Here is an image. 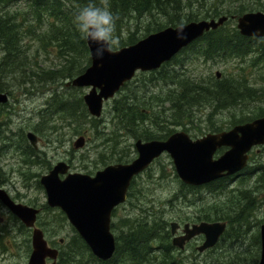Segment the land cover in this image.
<instances>
[{"label": "rangeland", "instance_id": "1", "mask_svg": "<svg viewBox=\"0 0 264 264\" xmlns=\"http://www.w3.org/2000/svg\"><path fill=\"white\" fill-rule=\"evenodd\" d=\"M21 2L9 4L3 7L4 9L0 7V16L9 13L16 16L18 22H21L24 13L28 12L26 27L24 25L21 29V32H25H23L25 35L23 34L19 44L21 51L18 52V57L15 60L9 62L10 68H7V70L17 68L14 75L20 79V82H15V80L11 82L10 79V84L13 86L6 87L7 90L11 87L10 91L13 90L9 108L12 109L14 115L9 116L8 121H5L4 118L0 119V122L3 123L2 126L0 124V131H2L0 136L3 137V139L0 137V150L4 151L0 156V169L5 176L9 177L10 181L12 177L17 180L16 183L10 184V192L13 195H21L26 201L32 199L39 205L47 203L44 190L37 188L34 182H32L31 187H29L30 183L23 184L22 173L28 174L31 179L34 178L32 177L33 174H37L40 176L38 179H40L41 176L48 173V166L59 161H66L71 165L73 173L94 176L98 171L103 170L104 167L101 164L103 158L107 160L115 155L111 148L114 146L112 140L115 133H117L118 149L131 147L133 154L131 153L130 161L137 158L135 144L137 140H144V138H135L134 135H128L126 132L121 134L123 131L118 128V124L117 128L115 127L116 121L114 119L117 114L114 110L115 100H128V98L134 99L136 97L137 100L146 102L149 120L146 121L144 127L149 128L152 133L160 134L167 131L168 128L175 132H185L194 140L211 133L213 126L228 131L230 129L228 127L229 121L236 114L238 116H254L264 110V91L259 93V98L247 100L241 103L242 105L239 107L227 111L217 110L212 114L210 105L195 107L192 109L191 120L189 116L184 117L183 111L176 110L173 103L183 93L182 84L186 79L204 84L225 79L242 80L250 87L264 90V63L256 61L254 56L245 59L235 57L206 59L198 53L199 49L194 47L182 53L177 61L165 65L161 72L165 75V79L160 80L162 75L157 74L158 71L152 72L154 76L151 73H138L134 80L117 94L115 99L105 103L104 112L102 117L98 119L100 120L98 124H94L86 118L81 131L75 134L71 120L57 114L52 106L54 104L53 99L57 95L72 98L75 95L83 98L84 101V96L90 90L89 88L73 89L67 87L66 84L70 80L41 84L39 77H35L36 83L30 84L28 88L24 82H21L22 77L32 75L33 72L39 73L42 70L58 69L66 58L60 53V47L64 44L63 35L59 29L54 28L55 25L61 27V21L57 23V19L54 18L44 19L46 13H42L41 21L34 19V13L31 9L29 11L28 6ZM201 2L193 8L199 17L198 21L218 19L222 15L210 18L208 14L210 13L213 17L215 16V8L221 10L236 7L241 3V0L238 2L237 0H229L223 5L215 0ZM244 2L247 3L246 0ZM259 4H263V7L258 5L259 10L256 12L264 13V0H259ZM153 18L144 15L140 19L130 18L126 20L122 23L121 29H117L116 26V38L126 39L131 35H137L141 40L144 39L148 26H155L154 22L162 24L166 21L160 17H155L158 20L154 21ZM22 23L24 24V22ZM227 24V27L237 28L236 20H231ZM30 25L34 27L30 28ZM52 29H56L55 35H51ZM26 30L29 33L26 34ZM3 51V48L0 47V62L4 57L3 55L6 54ZM72 55L71 53L69 59L72 58ZM83 55L85 56V54ZM77 58V62L80 63V56L77 55ZM6 62L8 59L3 63ZM218 73L221 75L220 79H217ZM4 81L7 82V79ZM19 84L23 85L20 87ZM52 100L53 102H51ZM20 110H22L21 115L19 114ZM22 129L26 133L28 131L35 132L41 137V162L34 169H30L21 162L23 155L18 151V147L21 145L19 135H22ZM97 130L100 135L97 134ZM81 136H85L86 144L82 149L76 150L74 143ZM17 143L19 146H16ZM8 145L9 148L5 149ZM261 148L262 146L255 148L252 154L255 161H250L246 174L227 182L225 190L213 193L204 189L201 193H193L192 195H189L188 191L183 188L184 184L176 173L171 157L164 154L153 163L148 171L139 177L137 186L133 190L134 197L128 199L126 204L116 210V215L113 217V223L117 225L116 230L113 231L114 235L117 237L121 231H126L127 227L123 228V221H132V219H138L140 216L153 219V216L150 215L152 213L164 215L170 223H185L187 221L189 223H201L199 217L203 218L206 213L213 217L219 215L232 220L242 214L246 216L247 222L242 225L235 223V228L238 229L240 235L235 241L226 238L220 245L201 253L197 247L203 245L204 239H200L184 251H174V258L183 264H235L240 260L244 264L247 262L244 261L245 258H249L246 256L247 254L256 253L261 248V241L258 244L256 238L260 236L261 227L264 225V148ZM225 151V148L220 149L215 158L224 154ZM13 152L16 153L13 154ZM182 191L188 194L184 195L181 193ZM59 212L60 210L55 209L54 212L46 213L43 219L58 222L57 225L60 226L61 231L53 239L56 241L65 239L66 242H69L75 234L69 222L65 223L58 217ZM28 237L29 234L27 233H24L23 236L15 231L7 232L5 238L9 240V243L5 246L3 242H0V264H28L30 255ZM83 261L88 262L87 255ZM82 264L93 263L83 262Z\"/></svg>", "mask_w": 264, "mask_h": 264}, {"label": "water", "instance_id": "2", "mask_svg": "<svg viewBox=\"0 0 264 264\" xmlns=\"http://www.w3.org/2000/svg\"><path fill=\"white\" fill-rule=\"evenodd\" d=\"M229 20L227 16L219 19L193 21L185 25L187 39H177V27H169L153 33L138 43L124 47L102 60L96 59L88 45L91 66L70 81L67 85L75 88H90L84 96L89 114L100 119L106 102L115 98L121 89L141 73L157 71L173 60L184 49L202 39L206 33L216 31ZM237 28L245 38H264V13L250 12L237 19ZM2 38L0 36V43ZM218 79L221 75L217 74ZM8 97L0 93V103ZM28 137L35 147L37 137ZM86 138L80 137L75 143L76 150L82 149ZM264 145V117L244 125L235 126L230 131L192 140L185 132H176L167 140L135 144L137 158L129 164H113L97 172L95 176L70 173V167L58 163L52 171L43 176L41 185L47 194L51 208H59L68 218L79 236L85 241L93 256L101 262L111 261L116 253V238L111 230L112 215L117 207L126 203L132 181L146 172L164 154L173 160L180 180L193 187L217 182L236 176L248 165V154L253 147ZM228 151L215 159L219 149ZM68 176L61 180V176ZM0 200L27 227L35 226L39 210L16 204L9 194L0 188ZM175 236L179 224L172 223ZM227 230L225 222H202L186 225L184 237H175L173 246L181 249L195 237L204 236L205 242L198 250L203 253L214 248ZM261 257L264 264V225L261 227ZM58 251L50 249L44 234L39 229L33 232V253L29 264H46L47 259L56 260Z\"/></svg>", "mask_w": 264, "mask_h": 264}, {"label": "trees", "instance_id": "3", "mask_svg": "<svg viewBox=\"0 0 264 264\" xmlns=\"http://www.w3.org/2000/svg\"><path fill=\"white\" fill-rule=\"evenodd\" d=\"M19 1H25L24 3L28 6V10L30 11L31 9L34 13V19L41 21L42 13H46L43 17L44 19L54 18L57 19V23L61 21V27L55 25L54 28L59 29L63 35L64 44L60 47V53L66 57L65 62L58 69L42 70L39 73L33 72L32 75L22 77V82H24L25 85H34L36 83L35 77H39L41 84L57 83L64 80H73L83 74L91 65V59L86 41L82 39L73 25V14L89 3V0H0V7L3 8L9 5V3L12 4ZM201 1L206 2L207 0H94L97 4L107 3L116 18L117 29H121L122 23L126 20H129L130 18L140 19L144 15L154 17L152 19L154 21L158 20L155 17H160L163 20H166L162 24L153 21L155 26L147 27V33L144 38L151 33L161 31L167 27H177L180 23L186 24L198 21L199 17L194 12L195 10L193 8ZM215 1L222 5L223 3L226 4L229 2V0ZM238 1L240 0H237V2ZM246 1L247 3L244 2V0H241V3L236 7H229L221 10L215 8V16L211 17L210 13L208 15L210 18H216L222 15L228 16L232 19L234 16L240 17L245 13L258 11V5L263 7V4H259V0L258 2L257 0ZM27 16L28 12H25L21 22H18L16 16L9 13L0 16V35L3 40L2 48L6 52V57L4 56L0 62V92H5V90H7V83H10V79H12V82L14 80L15 82H19L17 76L14 75L17 68L12 70H7V68H10V66H8L9 62L15 60L18 57V52L21 51L19 44L21 37L24 34L21 32V29L25 25V22L28 21L26 19ZM22 22H24V24ZM32 26L33 25H30L29 27L31 28ZM227 26L228 24L226 23L216 31L206 33L204 38L196 42L192 47L182 51V53L196 47L199 49L198 53L206 59L226 57L245 59L254 56L256 61L264 63V38H245L240 35L237 28ZM27 33H29V31H26V34ZM51 33V35H55L56 29H52ZM139 40L141 39L138 38L137 35H131L126 39H117L115 50L136 44ZM71 53L73 55L71 56L72 58L69 59ZM182 53H180L173 61H177ZM83 54H85V56ZM77 55L80 56V63L77 62ZM4 59H8V62L3 63L5 62ZM164 67L165 65L160 71L156 72L157 74L162 75L160 80L165 79V75L161 73ZM25 74L26 73L24 72V75ZM151 74L154 76V73ZM5 79H7V82L4 81ZM128 85L129 84H127V86ZM182 89L183 93L179 96V101H175L173 105L176 110L183 111L184 117L189 116L190 120L193 114L192 109L195 107L203 106L205 104L210 105L212 114L217 110L227 111L239 107L242 105L241 103L247 100L259 98V93L264 91L263 89L259 90L250 87L245 82H242V80L229 79L206 84L186 79L182 84ZM53 100L54 104L52 106L57 111V114L65 116L71 120L75 134L81 131L86 118L94 124H98L100 121L91 118L88 114L83 98L79 96L74 95L72 98L66 97L65 95H57ZM53 100L51 102H53ZM114 110L117 112L114 119L116 121L115 127L117 128L118 124V128L123 131L121 134L126 132L128 135H134L135 138L140 137L144 138V141H150L166 140L175 132L174 130L167 128V131H163L160 134H154L149 128H145L144 125L146 124V121L149 120L146 102L139 101L136 97L134 99L128 98V100H115ZM262 116H264V110L254 116H238V114H236L232 116V120L229 121L228 127L231 128L238 124H244ZM223 130V128H215V126H213L210 132L218 133ZM97 134L100 135L98 130ZM112 141L114 142V146L111 148L115 155L107 160L103 158L101 161L103 167L115 163H130L131 153L133 154L132 148L128 147L119 150L117 146V133H115V137ZM139 177L135 178L132 182L129 191V199L134 197L133 190L137 186V180ZM227 181L228 180L223 179L203 187H190L184 185L183 188L188 191L189 195H192L193 193L199 194L204 189L215 193L217 191L225 190L227 187ZM181 193L184 195L188 194L184 191ZM115 215L116 214L114 213V216ZM150 215L153 216V219L140 216L138 219H132V221H123V228L127 227V229L126 231H121V234L116 237L117 249L114 258L111 261L100 262L97 260L86 243L74 230L75 235L72 238L71 245L68 249L65 247L63 248L59 262L61 264H82L83 262H90L93 264H183L181 261L175 260L174 258V248L171 244V233L169 230L170 222L166 220L164 215H159L158 213H152ZM199 220L208 222H229V229L218 245L224 242L226 238L232 239L233 241L238 239L240 235L238 229L235 228V223L237 222L242 225L247 222L246 216L242 214H239L236 219L232 220L231 218L219 215L213 217L210 216L209 213H206L203 218L200 216ZM116 228L117 225L113 223L112 230L114 231ZM256 238L258 244H260L259 236ZM85 255H87L88 262L83 261L85 260ZM246 256L249 258H245L244 261L247 262L244 264H258L260 250H257V252L253 254L249 253ZM235 264L243 263L240 260Z\"/></svg>", "mask_w": 264, "mask_h": 264}, {"label": "flooded vegetation", "instance_id": "4", "mask_svg": "<svg viewBox=\"0 0 264 264\" xmlns=\"http://www.w3.org/2000/svg\"><path fill=\"white\" fill-rule=\"evenodd\" d=\"M0 47L2 48V45H0ZM10 85H12V84L7 83V86H10ZM27 86H29V85H26V87ZM11 89L12 88H8V90H5V92H2L3 94H5L8 97L7 102L0 103V119L4 118L5 121L8 120V118H9V116H11V114L14 115L13 112H12V109L9 108L10 102H11V96H13V94H12L13 91H10ZM19 114L20 115L22 114V110L19 111ZM0 124H1V126L3 125V123H0ZM22 131H23V129H22ZM29 133H33L37 137V144L38 145H36L35 147L32 145V143H31V141H30V139L28 137ZM22 136H23V139H22ZM19 137H20L19 141H20V143L21 142L22 143H21L20 146L18 145L19 146L18 147V151H20L23 154V156H25V157H23V161H24L23 163L26 166L30 167V169H34V167L40 165V162H41V153H40L41 152V150H40L41 148L39 146V145H41V143H40L41 142V140H40L41 137L38 134H36L35 132H32V131H28L27 133L25 131H23V134L21 136H19ZM23 144H24V146H23ZM25 145H26V147H25ZM260 147L261 146L256 147V148H260ZM8 148H9V145L5 147V149H8ZM263 148H264V145H262L261 149H263ZM254 151H255V148H253L252 151L248 155V157H249L248 158V164H250V161L251 162L255 161V158H252V154L254 153ZM2 152H3V150L1 149L0 150V156L2 155ZM26 155H28L29 157L26 156ZM37 157H38V159H37ZM60 162H64L70 167V171L68 172V174L72 173V171H71L72 167H71V165L68 162L59 161V162L55 163L52 166H48V169H49L48 173L43 175V176L48 175L52 171V169ZM34 163H37V164H34ZM68 174L61 176V180H64L68 176ZM22 176H23V180L22 181H23L24 185L27 182V183H30L29 187H31L32 186V182H34V184L37 186V188H39L41 190H44V192H45V189H43V186L41 185V179H42L43 176H41L40 179H38L40 176L37 175V174H33L32 177H34V178H32V179L29 178L28 174H26V173H22ZM16 181L17 180L14 177H12V180L10 181L9 177L5 176L1 172V169H0V188L5 190L9 194L11 199L16 204L23 205V206H26V207H30V208H33V209H37V210H39V214L37 216V220H36L35 226L33 228H29L24 223H22L15 215H13V213H11L10 209L5 204H3L1 202V200H0V206H2L3 209H5V211L2 214H0V242H3V244L5 246L7 245V243H9V240H6V238H5V235H6L7 232L10 233V232H14L15 231V232H17L19 234H22L23 236H24V233L29 234V237L27 239V241H28L27 243H28V248L30 249V252H29L30 253L29 259H30L31 255L33 253V232H34L35 229H39L44 234V238L47 241L48 247L50 249L57 250L59 252L58 260L57 259L54 260V261L47 260V264H61L59 262V260H60V255L62 253V250H63L64 247L66 249H68L70 247V245H71L70 243H71L72 239L69 242H66L65 239H60L59 241H56L55 239H53V237H55L56 235H58V233H60L61 228H60L59 225H57V223H58L57 221H52V222L48 221V220L45 221L43 218L45 217L46 213L54 212V210H52L48 206V203L43 204V205H39V203H36L32 199H30L29 201H26V200L23 199V197L21 195L20 196L19 195H13L10 192V190H9V186H10L11 183L12 184L16 183ZM45 194H46V192H45ZM46 199H47V194H46ZM58 214H59L58 217H60V219H62L65 223L69 222L67 217H66V215L63 212L60 211ZM178 223L180 224L179 225V229L177 231V236L178 237H184V235H185L184 229H185V226L187 224L188 225L196 224V222L189 223L188 221L185 222V223L184 222H178ZM69 225L71 226L72 230L74 231V227L71 225V223H69ZM200 239H204V237L203 236L195 237L190 242H187L185 244V249L188 246H190V245H192L194 243H197L196 241H199ZM197 248H199V247H197ZM185 249H183L182 251H184Z\"/></svg>", "mask_w": 264, "mask_h": 264}, {"label": "clouds", "instance_id": "5", "mask_svg": "<svg viewBox=\"0 0 264 264\" xmlns=\"http://www.w3.org/2000/svg\"><path fill=\"white\" fill-rule=\"evenodd\" d=\"M73 25L83 40L92 48L96 59L114 52L117 46L116 18L107 3L97 4L89 0L84 7L73 14ZM185 25H177V39H187ZM5 211L0 206V214Z\"/></svg>", "mask_w": 264, "mask_h": 264}, {"label": "bare ground", "instance_id": "6", "mask_svg": "<svg viewBox=\"0 0 264 264\" xmlns=\"http://www.w3.org/2000/svg\"><path fill=\"white\" fill-rule=\"evenodd\" d=\"M13 1H14V0H13ZM16 1H17V0H16ZM23 1H24V0H23ZM24 2H25V1H24ZM18 3H19V2H18ZM21 3H22V2H21ZM9 4H10V3H9ZM25 4H26V3H25ZM64 4H65V3H64ZM5 5H6V4H5ZM10 6H11V5H10ZM64 6H65V5H64ZM11 7H12V6H11ZM11 7H10V8H11ZM3 9H4V8H3ZM3 9H2V10H3ZM6 9H7V8H6ZM11 9H12V8H11ZM66 9H67V8H66ZM2 10H1V12H2ZM7 10H8V9H7ZM19 15H20V14H19ZM53 17H55V16H53ZM32 27H33V26H32ZM24 29H25V28H24ZM26 31H27V30H26ZM23 32H24V31H23ZM24 33H25V32H24ZM51 34H52V33H51ZM24 35H25V34H24ZM22 36H23V35H22ZM28 37H30V36H28ZM50 37H51V36H50ZM51 38H52V37H51ZM22 40H23V39H22ZM53 40H54V39H53ZM49 42H50V41H49ZM46 47H47V46H46ZM46 47H45V48H46ZM47 48H48V47H47ZM47 48H46V49H47ZM3 52H5V51H3ZM23 54H24V53H23ZM23 54H22V55H23ZM3 56H5V55H3ZM5 57H6V56H5ZM2 58H3V57H2ZM24 58H25V57H24ZM4 60L6 61V59H4ZM4 67H5V66H4ZM6 71H7V70H6ZM9 79H10V78H9ZM18 80H20V79H18ZM9 81H10V80H9ZM11 82H12V79H11ZM11 82H10V83H11ZM19 82H20V81H19ZM21 82H22V80H21ZM22 83H23V82H22ZM19 85H20V84H19ZM20 87H21V85H20ZM11 88H12V87H11ZM20 89H21V88H20ZM12 91H13V90H12ZM16 91H17V90H16ZM18 91H19V90H18ZM14 92H15V91H14ZM1 93H2V92H1ZM6 93H7V92H6ZM4 107H5V106H4ZM7 108H8V107H7ZM3 110H4V109H3ZM15 113H16V112H15ZM2 114H3V113H2ZM7 114H8V113H7ZM9 114H10V113H9ZM11 115H12V114H11ZM6 116H7V115H6ZM7 118H8V117H7ZM7 121H8V120H7ZM19 121H20V120H19ZM26 121H27V120H26ZM29 121H30V120H29ZM2 122H3V121H2ZM10 122H11V120H10ZM30 122H31V121H30ZM30 122H29V123H30ZM33 122H34V121H33ZM0 123H1V122H0ZM6 123H7V122H6ZM8 123H9V122H8ZM27 123H28V121H27ZM27 123H26V124H27ZM16 124H17V123H16ZM16 124H15V125H16ZM18 124H20V123H18ZM23 124H25V123H23ZM5 125H7V124H5ZM13 125H14V124H13ZM19 126H20V125H19ZM19 126H18V127H19ZM22 126H23V125H22ZM20 127H21V126H20ZM3 128H4V127H3ZM23 128H24V127H23ZM25 128H26V127H25ZM25 128H24V129H25ZM7 130H8V129H7ZM7 130H6V131H7ZM9 131H10V129H9ZM0 132L2 133V131H0ZM10 132H11V131H10ZM7 133H8V131H7ZM21 134H23V132H22ZM13 135H14V134H13ZM10 136H11V135H10ZM19 136H20V135H19ZM0 137H1V136H0ZM11 137H13V136H11ZM14 137H15V136H14ZM16 137H17V135H16ZM1 138L3 139V137H1ZM1 138H0V139H1ZM19 139H20V137H19ZM22 139H23V136H22ZM7 140H8V139H7ZM40 140H41V139H40ZM26 141H27V140H26ZM1 142H2V141H1ZM5 142H6V141H5ZM19 142H20V141H19ZM11 143H12V142H11ZM21 143H22V142H21ZM40 143H41V142H40ZM6 144H7V143H6ZM99 144H100V143H99ZM104 144H105V143H104ZM3 145H4V144H3ZM18 145H19V144L17 143L16 146H18ZM26 145H27V144H26ZM26 145H25V147H26ZM37 145H38V144H37ZM41 145H42V144H41ZM106 145H107V144H106ZM23 146H24V144H23ZM39 146H40V145H39ZM100 146H102V145H100ZM0 147H1V146H0ZM37 147H38V146H37ZM11 148H12V147H11ZM22 149H23V148H22ZM12 150H13V149H12ZM19 150H20V149H19ZM40 150H41V149H40ZM31 151H32V150H31ZM3 152H4V151H3ZM6 152H8V151L6 150ZM11 152H12V151H11ZM15 153H16V152H15ZM15 153L13 152V154H15ZM25 154H26V153H25ZM22 155H23V154H22ZM31 155H32V154H31ZM3 156H4V155H3ZM13 156H14V155H13ZM26 156H28V155H26ZM17 157H18V156H17ZM23 157H25V156H23ZM28 157H29V156H28ZM30 157H31V156H30ZM35 158H36V157H35ZM22 159H23V158H22ZM26 159H27V158H26ZM37 159H38V157H37ZM14 160H16V159H14ZM30 160H31V159H30ZM21 162H24V161H21ZM28 162H29V161H28ZM19 163H20V162H19ZM34 164H37V163H34ZM32 165H33V164H32ZM46 165H47V163H46ZM29 166H30V165H29ZM6 179H7V178H6ZM6 181H7V180H6ZM169 227H171V224L169 225ZM0 262H1V261H0Z\"/></svg>", "mask_w": 264, "mask_h": 264}]
</instances>
